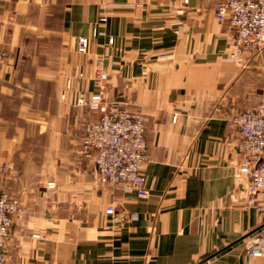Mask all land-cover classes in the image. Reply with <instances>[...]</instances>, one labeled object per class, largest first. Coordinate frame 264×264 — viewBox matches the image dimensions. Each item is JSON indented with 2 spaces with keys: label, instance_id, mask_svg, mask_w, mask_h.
<instances>
[{
  "label": "crops",
  "instance_id": "obj_1",
  "mask_svg": "<svg viewBox=\"0 0 264 264\" xmlns=\"http://www.w3.org/2000/svg\"><path fill=\"white\" fill-rule=\"evenodd\" d=\"M223 1L0 0V163L15 167L0 184L21 202L7 264H264L247 256L264 215L233 122L264 104V50L232 57ZM98 59L107 99L145 116L149 198L103 186L79 153Z\"/></svg>",
  "mask_w": 264,
  "mask_h": 264
},
{
  "label": "built area",
  "instance_id": "obj_2",
  "mask_svg": "<svg viewBox=\"0 0 264 264\" xmlns=\"http://www.w3.org/2000/svg\"><path fill=\"white\" fill-rule=\"evenodd\" d=\"M216 14L235 31L232 52L235 60H240L247 49L261 54L264 50V0H224L218 5ZM98 35V30H94V36ZM89 44V38L80 37L78 52L86 55ZM108 81L109 74L99 69L95 77L99 91L94 94L82 91L78 95L76 106L86 107L93 114L83 125L79 153L94 163L103 186L123 188L136 192L141 198H149L152 188L143 173L148 159L145 116L125 110L120 102L109 101ZM233 122L241 136L239 150L250 160L241 167V172L250 179L248 202L264 215V104L240 112ZM1 168L8 171L13 166L3 164ZM20 205V200L3 192L0 184V264L6 262V243ZM108 213L116 215V209L110 207ZM247 256H264V230L250 242Z\"/></svg>",
  "mask_w": 264,
  "mask_h": 264
},
{
  "label": "rangeland",
  "instance_id": "obj_3",
  "mask_svg": "<svg viewBox=\"0 0 264 264\" xmlns=\"http://www.w3.org/2000/svg\"><path fill=\"white\" fill-rule=\"evenodd\" d=\"M220 4V3H219ZM218 4V5H219ZM218 5H217V7H218ZM217 7H216V10H217ZM217 15V14H216ZM107 18H105V17H103V18H100L99 19V22H101V23H106L107 22ZM94 30H98V32L100 33V34H104L103 32H101L100 31V26L99 25H96L94 28H93V33H92V38H96L97 36H94ZM86 38H89V37H86ZM90 40H91V38H89ZM109 42L110 43H113V38H110V40H109ZM80 54V53H79ZM81 55H83V54H81ZM99 61H102L103 62V64L102 65H100V63H99ZM98 65H99V68H98V70L99 69H104L105 70V68H104V60L103 59H98ZM106 71V70H105ZM107 73H108V71H106ZM97 73V72H96ZM109 74V73H108ZM109 79H110V75H109ZM68 84L69 85H71V80H69V82H68ZM68 84H67V89H69L68 88ZM65 95V93L63 94V96ZM79 95V94H78ZM63 96H62V98H63ZM78 98V97H77ZM63 99H65V98H63ZM76 101H77V99H76ZM75 106H76V103H75ZM76 107H78V106H76ZM80 108H83V107H80ZM126 110V109H125ZM127 111H129V110H127ZM130 112H132V111H130ZM138 113V112H137ZM239 114V113H238ZM237 115V114H236ZM235 115V116H236ZM234 116V117H235ZM92 118V117H91ZM90 118V119H91ZM89 120V119H88ZM87 121V120H86ZM3 164H6V163H0V170H2V171H5V170H3L2 168H1V165H3ZM6 165H12V164H6ZM13 166V169H10V170H8V171H5V172H12V171H14V169H15V167H14V165H12ZM19 199V198H18ZM20 200V199H19ZM21 206V205H20ZM19 212V211H18ZM17 212V213H18ZM12 230H13V228H12ZM262 232V230L261 231H258V232H255V233H253L251 236H249L250 237V241H249V244H250V242H252L253 240H255L259 235H260V233ZM11 235H12V231H11V234H10V236H9V238H8V240H7V243H6V262H5V264H7V262H8V256H9V241H10V237H11ZM249 246V245H248Z\"/></svg>",
  "mask_w": 264,
  "mask_h": 264
}]
</instances>
